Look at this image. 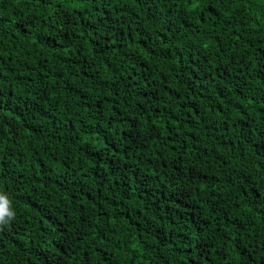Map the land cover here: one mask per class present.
<instances>
[{"label": "trees", "instance_id": "trees-1", "mask_svg": "<svg viewBox=\"0 0 264 264\" xmlns=\"http://www.w3.org/2000/svg\"><path fill=\"white\" fill-rule=\"evenodd\" d=\"M0 264H264V0H0Z\"/></svg>", "mask_w": 264, "mask_h": 264}, {"label": "clouds", "instance_id": "clouds-1", "mask_svg": "<svg viewBox=\"0 0 264 264\" xmlns=\"http://www.w3.org/2000/svg\"><path fill=\"white\" fill-rule=\"evenodd\" d=\"M15 216L10 199L6 194L0 193V226L9 224Z\"/></svg>", "mask_w": 264, "mask_h": 264}]
</instances>
